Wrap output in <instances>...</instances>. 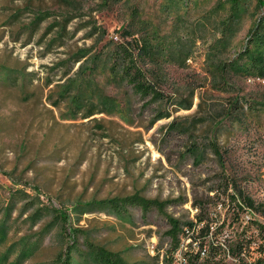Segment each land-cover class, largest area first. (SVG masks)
Instances as JSON below:
<instances>
[{
	"label": "rangeland",
	"instance_id": "rangeland-1",
	"mask_svg": "<svg viewBox=\"0 0 264 264\" xmlns=\"http://www.w3.org/2000/svg\"><path fill=\"white\" fill-rule=\"evenodd\" d=\"M80 1L86 9L91 8L92 17L86 20L92 18L108 31L105 41L119 40L120 28L130 24L135 15L163 36L193 38L178 62L166 65L163 91L169 97L181 95L183 98L194 92V108L173 113L172 118L157 122L150 131L138 127L141 120L148 125L151 119L148 110L142 118L136 119L134 126L120 117L97 116L103 120L106 134L88 120H63V111L54 110L42 99L39 87L52 74L47 67L52 68L60 59L67 58L61 53L66 49L41 57L43 47L36 42L48 22L26 46L27 30L22 31V27L31 23L33 12L41 9L60 12L62 1L0 0V64L28 66L29 72L37 74L32 77L34 83L29 91L33 95L28 102L20 98L18 92L0 86V169L12 176L10 180L0 174V183L33 195L36 191L31 186H35L43 205L69 211L78 202L125 197L136 192L151 200H173L168 213L184 223L197 222L200 211L196 206H203L206 214L202 216L213 225L211 238L217 233L218 240L224 242V231L234 238L253 236L256 249L253 256L258 258L264 239L254 225H248V220L254 218L264 225V79L222 73L217 66L228 70L237 54L250 45V31L264 15V10L256 9V0H250L240 25L224 47L219 42L226 33L230 17V3L226 0H194L179 10H168L165 0H125L109 6L102 5V0ZM16 13H20L19 19L14 17ZM79 22L73 23L72 30ZM85 34V30L80 31L69 41L68 48H102L103 43L93 45V39H83ZM187 53L191 54L184 62ZM108 94L118 96V101L125 99L112 87ZM139 107L141 103H134V108ZM169 108L175 109L171 104ZM214 108L236 111L222 121V141L228 153L227 176L256 204L253 211L240 212L239 217L222 205L224 197L216 198V189L222 185L223 177L215 157L210 156L197 166L186 155L191 143L188 136L175 133L169 140L163 137L164 127L173 118L189 117L187 121H191ZM208 128V124L199 128L196 137H205ZM160 150L170 157V163ZM14 182L22 184L14 187ZM20 209L21 206L18 211ZM132 213V222H121L98 212L76 214L70 211L69 214L74 225L83 227L108 250L122 253L132 264H182L192 239H185L180 249L173 252L164 216L153 211L145 219L138 210ZM18 214L16 212L14 218ZM28 215L19 221L20 236L39 232L49 221L47 218L31 230V224L23 222ZM68 241L64 233L52 230L46 236L41 253L30 264H51ZM81 241V249L85 250L83 239Z\"/></svg>",
	"mask_w": 264,
	"mask_h": 264
},
{
	"label": "trees",
	"instance_id": "trees-1",
	"mask_svg": "<svg viewBox=\"0 0 264 264\" xmlns=\"http://www.w3.org/2000/svg\"><path fill=\"white\" fill-rule=\"evenodd\" d=\"M60 1L63 3L62 11L42 9L35 11L31 23L22 27V31L27 30L28 40L24 44L26 46L34 41L42 25L48 22L41 38L36 42L37 46L43 47L41 57L66 49L61 53L67 58L60 59L52 68L47 67L52 74L48 75L43 86L39 87L42 99L45 98L54 110L63 111L61 114L63 120H88L106 134L107 128L103 120L98 119L97 116L120 117L126 124L134 126L136 119L142 118L148 110L151 116L148 125H144V121L141 120L138 127L150 131L157 122L172 118L173 113L194 108V92L189 97L183 98L181 95L169 97L163 91L165 77L163 72L166 65L170 62H178L179 56L190 47L193 38L182 36L173 39L169 35L163 36L152 25L139 21L135 11L132 22L120 28L119 40L112 38L105 41L108 31L92 18L86 20L88 16L92 17L91 8L86 9L80 0ZM123 1L125 0H102V5H116ZM165 1L168 10H179L194 2V0ZM226 1L230 3V17L225 27L226 33L219 42L224 47L228 45L229 37L240 25L244 13L247 12L246 8H249L250 0ZM255 7L264 10V0H256ZM19 16L20 13L14 15L17 19ZM76 20L80 22L72 30L71 27ZM82 30L86 32L83 39H93V45L103 43L102 48L100 50H95L94 46L89 49L68 48L69 41H72ZM250 37V45L237 54V57L230 62L228 70L217 66L222 73L229 72L264 79V15L251 29ZM18 41L19 38L16 42ZM190 54H186L184 62ZM35 76H37L35 72L28 71V66L0 64V86L5 90L18 92L20 98L26 102L32 99L33 94L29 89L34 83L32 77ZM110 87L125 99L118 101V96L108 94ZM134 103H141V107L134 108ZM170 104L175 109L171 110ZM198 107L201 108V103ZM232 112H227L225 108H214L201 118H191V121H187L189 117L173 118L170 124L164 127L166 132L163 137L169 140L175 133L188 136L191 143L186 148V155L192 158L197 166L202 165L210 156L215 157L223 177L222 185L216 189V198L224 197L222 205L239 217L240 212L253 211L256 204L254 199L244 195L237 184L230 181L227 176L228 153L222 141L224 134L222 121L232 115ZM207 124L209 128L206 136L196 137L199 128ZM160 151L170 163L171 159L166 152ZM0 174L12 179V176L4 170L0 169ZM19 184L22 183L14 182V187ZM31 187L36 191L35 195L19 188H7L0 183V264H30L41 253L46 236L55 229H58L60 234L64 233L68 236L69 241L51 264H132L125 260L122 253L108 250L83 227L74 225L69 214L70 211L76 214L98 212L121 222H132V210L140 211L145 219L153 211L166 218L168 224L166 233L170 239V246L174 249L173 252L180 249L185 239H192L186 247L190 249L184 254L182 264H264V241L260 246V256L254 258L256 249L253 246V236L234 238L233 234L224 231L226 237L224 242L218 240L217 233L214 234L215 238H211L210 230L213 225L202 216L206 214L203 206H196L200 211L197 222L184 223L168 213L169 206L174 203L173 200H151L141 192H136L125 197H109L89 203L78 202L69 211L65 208L58 209L43 205L39 190L35 186ZM20 206L21 209L18 211ZM16 212L19 214L14 218ZM27 214L29 215L23 222L30 223L31 230L45 219L49 218V221L39 232L20 236L19 221ZM224 225L222 224L221 227L224 228ZM248 225H254L259 230V236L264 239L263 224L251 218L248 220ZM81 239L85 250L81 249ZM194 244H196L195 248H193ZM228 259H231V262H228Z\"/></svg>",
	"mask_w": 264,
	"mask_h": 264
}]
</instances>
